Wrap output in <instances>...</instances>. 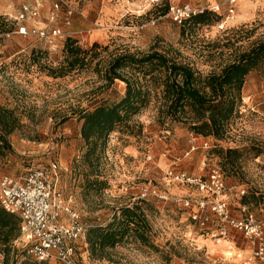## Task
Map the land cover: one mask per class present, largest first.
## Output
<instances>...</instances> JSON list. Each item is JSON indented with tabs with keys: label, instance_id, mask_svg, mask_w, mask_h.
I'll list each match as a JSON object with an SVG mask.
<instances>
[{
	"label": "rangeland",
	"instance_id": "374dc122",
	"mask_svg": "<svg viewBox=\"0 0 264 264\" xmlns=\"http://www.w3.org/2000/svg\"><path fill=\"white\" fill-rule=\"evenodd\" d=\"M223 1H72L76 7L73 25L85 31L83 42L77 45L88 54L85 66L64 75L52 73L53 68L67 64L64 49H48L34 37L11 31L0 37V106L13 110L20 123L7 136V142L0 141V174L21 176L31 167L57 165V188L90 224L108 223L119 208L142 199L143 188L168 196L160 199L149 195L138 202L151 224L152 245L130 238L107 249L103 258L94 259L81 240L76 254L80 264H242L253 256L255 246L243 232L226 226V236L220 238L216 233L225 225L209 208L205 211L209 220L202 225L196 204L177 202L179 197L209 198L195 186L171 181L166 171L175 168L207 178L209 170L218 167L225 177L232 215L245 216L240 209V189L245 187L243 200L247 201L248 214L264 220V102L259 104L256 94L247 95L258 81L264 84V72L248 74L240 115L225 137H204L210 148H203L198 138V148L187 155L196 134L184 123L167 117L160 110V100L154 97L128 125L109 135L99 168L103 181L100 188H86L85 174L90 169L81 161L85 142L80 113L117 102L125 94L123 81L109 85L104 78L114 55L158 50L209 74L220 72L240 52L264 41V0H239L234 19L220 28L218 23L227 19ZM23 2L32 0H0V20L5 21L0 31L10 30L16 9ZM186 2L200 8L221 4L219 21L184 26L164 14L168 5ZM221 148L241 150L235 168L224 170ZM15 246L23 248L21 242ZM227 251L241 256H227ZM48 263L63 264L55 258ZM0 264H4L2 253Z\"/></svg>",
	"mask_w": 264,
	"mask_h": 264
},
{
	"label": "trees",
	"instance_id": "16d2710c",
	"mask_svg": "<svg viewBox=\"0 0 264 264\" xmlns=\"http://www.w3.org/2000/svg\"><path fill=\"white\" fill-rule=\"evenodd\" d=\"M67 1L76 9L72 1L78 0ZM170 6H167L164 14H168ZM219 19L217 13L205 9L186 19L182 25H204ZM4 23V20H0V25ZM14 29L13 22L10 30L4 33ZM77 44L78 40L72 37L64 40L62 49L67 53V64L53 68L55 76L85 66L88 51ZM252 71L264 72V41L240 52L220 72L209 74H203L188 63L179 62L158 50L114 55L105 69L104 78L109 85L116 80L123 81L126 84L124 96L112 104L104 103L92 110H83L79 116L83 120L80 132L85 142L81 161L90 169L85 174L86 188H100L103 183L99 168L109 135L120 126L128 125L132 117L146 108L154 97L160 100V110L167 117L184 123L196 135L218 139L225 137L240 115L243 88ZM19 126L14 111L0 106V141L3 144L7 142V136ZM219 151L224 170L228 166L235 168L241 150L221 148ZM245 196L246 193L242 195L243 198ZM243 198L240 205L246 206L247 201ZM138 202H144V199ZM138 202L119 208L106 224H90L86 221L89 227L84 243L88 245L92 258H103L107 249L130 238L152 245L151 224L145 209ZM19 236L20 218L0 205V253L4 256V264H49L48 261L32 258L25 249L17 248L15 241Z\"/></svg>",
	"mask_w": 264,
	"mask_h": 264
},
{
	"label": "built area",
	"instance_id": "2783aa9c",
	"mask_svg": "<svg viewBox=\"0 0 264 264\" xmlns=\"http://www.w3.org/2000/svg\"><path fill=\"white\" fill-rule=\"evenodd\" d=\"M238 1H223V4H227V19L218 24L220 28L225 27L227 20L234 19ZM49 2L50 7L44 19H41L44 0L21 3L13 16L15 29L12 33L34 37L51 50L62 48L67 37L83 42L85 31L76 29L73 25L75 8L67 0H49ZM205 9L220 14L221 4L203 8L195 7L190 2L173 4L169 8L168 15L173 22L182 24L186 19ZM28 21H32L31 25L25 24ZM4 35L8 36L10 33H2L0 37ZM198 138L202 139L203 148H210L211 145L206 138L194 135L187 155L198 148L195 142ZM166 175L173 182L197 187L209 198L202 200L176 198L177 202L185 206L194 204L198 206L202 225L209 220L205 212L209 208L225 225L216 233L220 238L226 236V226H229L243 232L251 239L255 251L253 256L245 259L242 264H257L258 261H264V220L248 214L247 207L242 205L240 209L245 216L232 215L225 192V177L218 167H212L207 178L175 168H168ZM58 181L59 168L55 164L51 167H31L21 176L0 174V205L7 212L16 214L20 218V236L15 244L21 242L23 249L31 257L37 261L55 258L63 264H80L76 254L80 241H84L89 224L65 201L62 192L57 188ZM150 190L143 188L140 198L153 195L160 199H168V196L157 190ZM246 192L245 187L240 189L241 195ZM194 217L197 218V215L195 214Z\"/></svg>",
	"mask_w": 264,
	"mask_h": 264
},
{
	"label": "crops",
	"instance_id": "0c3cea01",
	"mask_svg": "<svg viewBox=\"0 0 264 264\" xmlns=\"http://www.w3.org/2000/svg\"><path fill=\"white\" fill-rule=\"evenodd\" d=\"M49 7H50L49 0H45L43 8L41 10V16H42L41 19H44L46 17ZM245 86H249V85H247L246 83ZM254 86L255 89L253 91H248L247 95L252 96L253 94H256L257 101L259 102V104H262L264 102V84L263 82L258 81ZM262 113L264 114V111Z\"/></svg>",
	"mask_w": 264,
	"mask_h": 264
},
{
	"label": "bare ground",
	"instance_id": "6f19581e",
	"mask_svg": "<svg viewBox=\"0 0 264 264\" xmlns=\"http://www.w3.org/2000/svg\"><path fill=\"white\" fill-rule=\"evenodd\" d=\"M226 242V241H225ZM230 243V242H229ZM230 250V249H229ZM236 251V250H235ZM238 252H232V251H227V256H233V255H237ZM238 256H241V254H238Z\"/></svg>",
	"mask_w": 264,
	"mask_h": 264
}]
</instances>
